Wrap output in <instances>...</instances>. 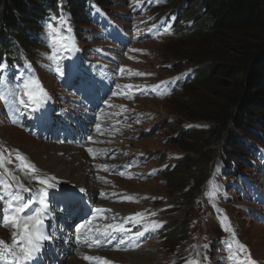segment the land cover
<instances>
[{
  "label": "rangeland",
  "instance_id": "rangeland-1",
  "mask_svg": "<svg viewBox=\"0 0 264 264\" xmlns=\"http://www.w3.org/2000/svg\"><path fill=\"white\" fill-rule=\"evenodd\" d=\"M94 1L100 3V7L105 11H112L113 17H116L113 19H117V24L120 26L127 29L141 28L144 35L149 34L148 40L142 41L144 36L141 34L139 38L135 40V43L129 45L138 48V50L133 49V51L135 53L138 52V54L134 57H132L131 54V59H129V57L127 59V63L129 64L128 68H131L133 72L131 79L134 82L145 85L146 87L144 88H148L149 95L150 91L159 92V95L166 91L164 98L160 96V98L157 99L154 97L137 99L139 96H135L134 99H137V103L135 106H131L133 108L131 111L138 110L136 112L138 116L135 117L137 121L133 119L129 121L125 129H123V140H120L118 144L124 146L130 153V156L127 157H130L129 162L133 160L131 156L137 152H142L149 156L146 162L142 163L141 167L138 169L140 176L139 181L123 182L116 180L123 190H127L129 193H139L148 196L143 208H150L154 213L152 215L154 218L150 221L152 224L151 228L154 231L160 229L161 234L158 235V240L149 242L139 249V251L137 250L127 254L104 253L103 255L120 264H190V262H198V264H201L203 259L199 258L198 261H193V257L201 255H208V257L212 258L224 257V250H226L225 248L227 246L224 248L221 247L220 236H218L219 230L217 229V224H215L213 220L215 219V215H212L213 219L206 217L209 213L207 212L208 206L210 210L212 207L214 212L215 209L220 208L224 202L228 205L229 203L231 204V206L226 207V209L229 210L233 221L238 225L241 237H239V240H242L247 245V248H251L253 256L257 260L264 263V226L257 224L248 217V212L245 208H251L252 205L243 200L245 193L248 192L247 183L249 180L255 178L256 172L251 167L247 168L246 164L242 165V158L226 166L227 170L225 172V168L217 163H219V161H225L226 158L224 159L223 154L225 155L226 152H230L226 142L217 144L212 149L214 153L219 155L218 157L220 159H216L213 163V166L217 164L216 167L211 172L210 177L208 178V174L207 180L202 183L201 187L203 189L201 191L203 192L193 196L192 199H187L185 197L187 190L193 188V180H195L199 172L200 161L197 159H199L200 154L195 151L188 153L184 149L178 148V146L172 144L170 138L174 139L173 135L187 128V126L192 127L193 130L199 131L206 130L209 126L207 122L199 120L198 118L199 114H202L201 108L203 103H198V108L190 107L188 104L189 101L182 98L186 96V87L192 84V79L196 71L207 65V62H202L197 50L191 49L190 47L179 46V34L173 30L172 23L174 17L180 8L184 9L186 4L184 2L179 3L181 0ZM114 3H117L119 6L115 8ZM69 7L71 8V6ZM201 10L202 9L198 6L190 13L196 14L200 18ZM73 14L76 33L77 31L84 32V30L91 27V25L86 22L87 20H84L85 16L81 11L78 13L74 12ZM94 14L97 15L96 10L92 16ZM133 15H137L135 17V27L132 21ZM54 20L55 17H51L41 24L42 30H40L41 32L39 33V42H23V45L20 47L21 50H19V62L21 63V67L12 69V67L6 64L0 66V92L6 97V99H0V158H2V163H0V177L3 178L4 184L11 186L10 189H18L19 183H24V180H27L25 183L26 185H24L28 186L33 181V177L39 176L40 171H43L38 167L37 162H35L36 160L23 150L24 147L18 145L17 142H22L21 139L23 137L35 143H44V141L34 138L30 134H25L18 127H16L17 129L11 128L6 121L10 118L8 117L10 107L17 112L27 110V107L20 104L19 101L21 99L27 100L25 99L26 96L23 95L26 91L23 85L30 79H38L40 85H45L43 89H47L48 91L57 90V87L53 83V69L51 65H49L52 60L48 57L52 55L53 51L58 54L57 57H60L58 37L61 36V38H64L66 35H63V19H57V24L52 22ZM127 22H130L128 27ZM108 27H111V25L108 26L107 24L105 29H108ZM134 31L136 30H121V32H118L121 44H114L98 38L93 44L100 45L104 49H118L122 51L130 39V33ZM16 32L17 31L14 30L12 33ZM65 43H67V41H65ZM141 49L145 51L140 52ZM83 50L90 56L86 48ZM105 53H107V50ZM114 63L115 65H122L123 61L121 58H118ZM110 65L111 61L104 59L96 68L99 70V74L104 76V67H109ZM75 85L76 83L73 81L70 87L68 86V89H72ZM206 85H208V83H206ZM204 89L205 88L202 89V92L210 95L209 90ZM126 100L129 99L121 98L119 102ZM130 104V102H127L122 106L126 108ZM34 107H36V105H30L28 109L33 110ZM141 111H150L157 115V120L148 122L151 127L157 122H164L162 124L164 126H162L161 129L154 126L152 128H155L156 131H146L145 128H147V126H144V128L142 127L145 123L144 121L151 120L154 115L150 114L144 117ZM175 111H177V113H175ZM178 112L180 114H178ZM191 113H193V118H197L191 120L182 115ZM260 114H263V112H260ZM129 115L130 114H127L125 117H129ZM22 121V118H20L19 122ZM144 132L146 135H144ZM184 137H186V135H183L180 139L183 140ZM193 143L195 144L194 147L197 146V142L189 140L187 143H184V146ZM50 145L52 146V144ZM68 149L72 150L70 148ZM60 153L63 155V152H59L57 153L58 157H61ZM71 154L73 157L68 159L64 167H67L68 172L72 175L80 177L81 180L84 181L85 187H87L89 184L87 179L93 180V172L90 170V176L85 173L86 169H88V165L85 161L86 158L81 155V153L73 150ZM79 154L82 158L74 160ZM239 154L240 157L245 155L241 153V151H239ZM255 154L257 162L254 164L259 166V173L264 175V149H256ZM18 156L24 157L25 160L34 165L35 169L38 171L35 173L26 172L20 167L21 161L17 159ZM177 157H182L183 159L180 158L178 162ZM174 162H177V164L173 166L172 163ZM235 164L239 165L237 168H241L242 171L232 179L229 173H233V170L236 169ZM9 165L11 167H9ZM180 165H183L188 170L185 184L182 187L173 183L171 184V178L167 177L168 173H172ZM9 168L15 170L11 172L13 176L9 174L7 170ZM156 168H160L163 173L160 176L158 174L153 175V179L148 181L149 178L146 176L147 173L145 172ZM173 168L174 170L170 172L169 170ZM221 172H223V174ZM54 176L57 177L58 181L61 183L74 184L67 179H62L56 175ZM92 184L93 181L88 188H91ZM76 186L79 187L78 185ZM4 189L9 191L8 188H0V192ZM194 198L200 201L203 210H206V214L203 211L201 213V211L197 209ZM7 203L8 195L0 204L3 212L6 210ZM99 204H101V201H99ZM113 208H115L116 212H119V210L123 211L124 214H130L139 209V207L123 205L113 206ZM256 208L259 209L260 207ZM145 213L147 214L148 211L145 210ZM164 224H169V230L162 227ZM171 232L177 233L176 240L170 239V237H172ZM205 235L214 243V245H211L213 246L212 249H202L197 246L202 243V237ZM236 237L238 238V236ZM228 242L229 240L225 241V243ZM205 251L209 252L204 253ZM139 255V260L135 261ZM74 259H76V261L78 260L76 257H72L68 259L69 261L66 260L64 264H70L71 261H75ZM213 262L215 263L214 259L212 260V263Z\"/></svg>",
  "mask_w": 264,
  "mask_h": 264
},
{
  "label": "trees",
  "instance_id": "trees-1",
  "mask_svg": "<svg viewBox=\"0 0 264 264\" xmlns=\"http://www.w3.org/2000/svg\"><path fill=\"white\" fill-rule=\"evenodd\" d=\"M66 1L71 12L82 11L83 0ZM183 2L186 8H180L177 17L193 22V26L179 28L178 44L197 50L202 62H207L196 71L182 98L190 107L198 108L197 104L203 103L198 118L209 126L187 133L183 140L170 138L178 148L200 154L194 186L185 194L192 199L201 191L212 162L219 158L212 150L214 146L226 142L230 149L223 154L226 166L239 161L244 139L264 147V0L179 1ZM198 6L202 9L200 18L190 13ZM57 8V0H0V60L23 42L35 43L32 36L40 30L41 21L48 11L56 12ZM14 30L17 32L12 33ZM203 88L210 95L202 92ZM182 115L197 118L193 113ZM188 140L197 142L196 148L194 143L184 146ZM187 174V168L180 165L167 177L171 184L182 187ZM171 236L176 240L177 233L171 232Z\"/></svg>",
  "mask_w": 264,
  "mask_h": 264
},
{
  "label": "snow or ice",
  "instance_id": "snow-or-ice-1",
  "mask_svg": "<svg viewBox=\"0 0 264 264\" xmlns=\"http://www.w3.org/2000/svg\"><path fill=\"white\" fill-rule=\"evenodd\" d=\"M57 53L52 52V55L48 58L51 60L57 59ZM57 72L60 75L64 73L60 70L59 65L57 66ZM23 87L26 91L23 93L27 97V100L21 99L20 104L28 107L30 105L41 106L47 100V93L43 90L38 79H30L26 82ZM119 87V86H118ZM132 87V86H126ZM0 99H6L2 92H0ZM89 153L93 152V149H88ZM17 159L21 161L20 167L26 172L35 173L38 170L35 169L34 165L25 160L24 157L18 156ZM2 163V158H0ZM105 170H107L105 168ZM15 179V177H14ZM33 180L39 185L36 189H31L25 186L23 183H19L18 189H12L8 192V203L7 211L5 214L0 215V225L13 229L12 243L9 245L4 240H0V264H31L33 260L37 258L42 241L51 240L53 237L48 233L45 227L44 221L48 217V203L50 199H56L60 197L65 200H70L74 197V191H62L57 193L54 191V186L51 181H55L56 177H40L34 176ZM10 185L3 183V178L0 177V188L10 189ZM81 192L84 190L81 189ZM28 194L27 198L21 194ZM35 196V199H33ZM5 196L0 195V201L5 200ZM129 199H131L129 197ZM2 207V206H0ZM98 214H102L104 209L97 208L94 210ZM143 214L136 213L132 217L125 218L126 222L136 224L142 221ZM91 224V221H89ZM83 227V225H81ZM129 230L125 227L124 223H113L104 226L103 234L110 236L114 234L123 235ZM143 232L136 233L137 239L142 236ZM79 239V238H78ZM97 243L99 241L97 240ZM240 251H244V246L240 245ZM85 259L92 260L101 258L85 257ZM104 264H108L105 260ZM190 264H198V262H190ZM248 264H255L250 259Z\"/></svg>",
  "mask_w": 264,
  "mask_h": 264
},
{
  "label": "bare ground",
  "instance_id": "bare-ground-1",
  "mask_svg": "<svg viewBox=\"0 0 264 264\" xmlns=\"http://www.w3.org/2000/svg\"><path fill=\"white\" fill-rule=\"evenodd\" d=\"M21 140L22 142H17V144L24 147L23 150H25L34 160H36L35 162H37L38 167L41 170L47 172L48 174L56 175L62 179H67L70 182L78 185L79 187L85 186L84 181H82L80 177H78L77 175H72L71 173L68 172L67 167H64L68 159H71V157H73V155L71 154L73 153V149L69 150L65 146L55 147L53 145L51 146L50 144H47V143L45 144L42 142L35 143L33 141H30L26 137H23ZM59 152H63V155L60 153L61 157L57 156V153ZM81 155L79 154L78 157L74 158V160L82 158ZM90 170L91 168L88 166V169H86L85 171V173L88 176H90ZM87 181L89 182V184L87 185L88 187L92 183L93 180L87 179ZM139 258H140V255L139 257L137 256V259H135V261L139 260ZM74 260L75 261L74 262L71 261L70 264H85L79 260L77 261L76 259ZM120 262L123 263L122 261Z\"/></svg>",
  "mask_w": 264,
  "mask_h": 264
}]
</instances>
